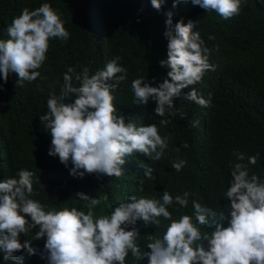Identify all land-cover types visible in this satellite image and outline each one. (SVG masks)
<instances>
[{"label":"trees","instance_id":"trees-1","mask_svg":"<svg viewBox=\"0 0 264 264\" xmlns=\"http://www.w3.org/2000/svg\"><path fill=\"white\" fill-rule=\"evenodd\" d=\"M44 3L59 14L69 38L50 40L37 80L18 86L16 73H10L7 83L0 74V182L18 178L21 170L31 171L33 194L29 198L44 205L46 212L75 207L87 214L88 202L76 195L83 193L101 201L93 209L94 218L109 216L133 195L162 202L167 190L173 196V204L168 206L173 220L194 216V200L227 214L230 201L225 193L232 180V166L240 162L234 153H244L245 164L247 157L259 153L257 163L248 165L249 175L256 174L264 182V0H241L239 15L228 20L215 12L207 13L191 0L176 8L174 0H166L161 10L153 8L151 0H0V39L10 38L6 30L24 8L32 11ZM168 11L173 12L174 23L181 18L185 23L195 22L193 31L200 32L214 70L205 71L200 82L183 89L174 98V107L159 117L155 101L147 105L135 102L131 84L142 79L158 87L167 78L169 70L162 68L160 61L167 59L164 32ZM116 57L127 70V79L113 93L117 115L130 118L137 126L156 124L168 146L159 161L140 153L126 157L119 178L97 174L74 177L71 162L66 166L58 156L48 154L52 140L40 117L47 113L50 93L54 90L59 95L69 67L76 72L87 67L91 75ZM73 84L79 86L75 79ZM193 88L205 100L212 94L207 107L184 98ZM75 99L69 97L68 102ZM161 120L170 122L164 126ZM193 120L199 121L198 127H190ZM185 144L188 147H183ZM179 160L186 164L177 172L172 164ZM142 163L153 169V179L146 178ZM184 192L191 193L186 208L175 203V197ZM25 218L31 222L30 217ZM159 219V226L146 227L143 221L135 225L142 253L150 251L147 235L162 237L172 222ZM224 226H228L227 221ZM212 230L209 218L201 231ZM38 231L39 227L20 234L21 243L31 242L35 255L25 249L4 261L0 252V264H49L44 250L46 237L34 240ZM125 264H148V260L129 252Z\"/></svg>","mask_w":264,"mask_h":264},{"label":"clouds","instance_id":"clouds-1","mask_svg":"<svg viewBox=\"0 0 264 264\" xmlns=\"http://www.w3.org/2000/svg\"><path fill=\"white\" fill-rule=\"evenodd\" d=\"M187 0H174L173 8ZM207 13L215 12L225 20L239 15L241 0H191ZM166 0H151L153 8L161 10ZM164 37L168 41L167 59L160 61L166 68L167 78L158 87L142 79L132 81L135 102L147 105L155 101V113L163 117L174 107L173 100L183 89L202 80L207 70H214L208 62L207 47L203 45L200 32H194L195 22L181 18L173 22V12L165 13ZM9 39H0V74L7 83L10 73L19 77L18 86L33 82L40 77L37 71L46 60L51 39L67 40L66 30L59 14L50 4L44 3L35 10L24 8L7 28ZM214 39V37H209ZM119 57L108 61L103 70L90 75L84 67L80 72L69 67L63 75L59 95L53 90L47 100V113L40 117L51 136L49 155L59 157L60 162L74 166L71 175L83 178L86 174L121 177L125 158L135 153L159 161L167 148V140L158 134L156 124L137 126L130 118L117 115L114 92L127 79V70L120 66ZM79 82L74 86L73 80ZM75 96L74 102H68ZM212 94L205 100L195 88L184 98L207 107ZM174 116L175 113H172ZM127 121V122H126ZM170 121L161 120L166 126ZM193 120L190 127H198ZM183 147H188L187 144ZM179 149H177L178 151ZM240 162L232 166L230 187L225 197L230 201L227 214L192 201L194 216L182 215L173 220L168 206L173 196L166 190L162 202L131 196L120 203L109 216L94 218L93 209L100 203L83 193L76 195L88 202L84 211L64 208L45 211L44 205L29 198L33 194V175L28 170L18 172V178H6L0 182V252L4 261L27 249L31 255L36 251L31 242L21 243L20 234L39 227L34 240L46 237L44 250L49 264H125L131 252L137 259L147 258L148 264H264V182L256 174L249 175L248 165H255L259 153L247 157L234 153ZM186 161L179 160L172 167L179 172ZM145 176L153 179V169L141 164ZM139 190L143 191L141 185ZM189 192L175 197V203L188 206ZM25 217H30L29 222ZM160 217L172 221L162 237L147 235V249L141 252L136 243L138 221L145 226H159ZM209 218L213 230L201 231ZM195 220L196 223L193 222ZM227 221L228 226L224 224ZM132 226V230H126Z\"/></svg>","mask_w":264,"mask_h":264}]
</instances>
